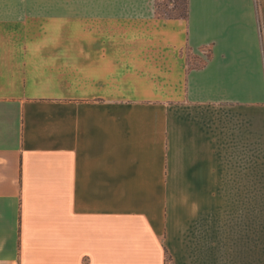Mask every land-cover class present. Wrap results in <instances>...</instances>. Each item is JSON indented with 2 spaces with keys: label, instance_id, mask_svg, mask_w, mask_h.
I'll return each mask as SVG.
<instances>
[{
  "label": "crops",
  "instance_id": "1",
  "mask_svg": "<svg viewBox=\"0 0 264 264\" xmlns=\"http://www.w3.org/2000/svg\"><path fill=\"white\" fill-rule=\"evenodd\" d=\"M0 264H264V0H0Z\"/></svg>",
  "mask_w": 264,
  "mask_h": 264
},
{
  "label": "trees",
  "instance_id": "2",
  "mask_svg": "<svg viewBox=\"0 0 264 264\" xmlns=\"http://www.w3.org/2000/svg\"><path fill=\"white\" fill-rule=\"evenodd\" d=\"M169 5L170 12H168ZM163 10L166 13L167 17L185 18L187 15V0H164L163 5L160 4L159 0H156V12L158 14H161V11L162 13H164Z\"/></svg>",
  "mask_w": 264,
  "mask_h": 264
},
{
  "label": "rangeland",
  "instance_id": "3",
  "mask_svg": "<svg viewBox=\"0 0 264 264\" xmlns=\"http://www.w3.org/2000/svg\"><path fill=\"white\" fill-rule=\"evenodd\" d=\"M159 1H160V4L163 5L164 0H159ZM169 4H170V3H169ZM163 12H164V10H163ZM168 12H169V11H168ZM160 13H162V11H161ZM196 62H198V61H196Z\"/></svg>",
  "mask_w": 264,
  "mask_h": 264
}]
</instances>
